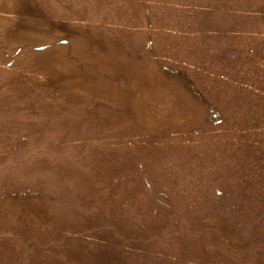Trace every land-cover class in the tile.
Returning <instances> with one entry per match:
<instances>
[{
	"label": "rangeland",
	"instance_id": "374dc122",
	"mask_svg": "<svg viewBox=\"0 0 264 264\" xmlns=\"http://www.w3.org/2000/svg\"><path fill=\"white\" fill-rule=\"evenodd\" d=\"M0 264H264V0H0Z\"/></svg>",
	"mask_w": 264,
	"mask_h": 264
}]
</instances>
